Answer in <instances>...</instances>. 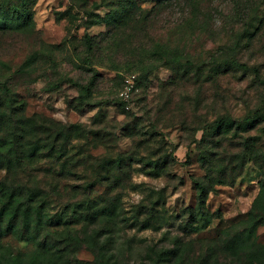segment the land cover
<instances>
[{
    "label": "rangeland",
    "instance_id": "374dc122",
    "mask_svg": "<svg viewBox=\"0 0 264 264\" xmlns=\"http://www.w3.org/2000/svg\"><path fill=\"white\" fill-rule=\"evenodd\" d=\"M8 1L0 0V102L6 85L21 114L33 116L29 145L78 125L62 135L69 159L26 158L16 169L48 213H65L67 230H79L70 245L60 231L56 264H256L264 249V198L253 205L264 184V5L238 0L241 10L224 12V2L198 0L190 10L183 0L153 14L157 0H26L30 17L17 19ZM128 73L137 76L130 110L118 98ZM254 115V127L238 128ZM118 159L120 169L109 163ZM96 173L108 179L88 193ZM196 181L207 187L202 212ZM76 200L107 210L90 222ZM83 229L98 239L83 240Z\"/></svg>",
    "mask_w": 264,
    "mask_h": 264
},
{
    "label": "trees",
    "instance_id": "16d2710c",
    "mask_svg": "<svg viewBox=\"0 0 264 264\" xmlns=\"http://www.w3.org/2000/svg\"><path fill=\"white\" fill-rule=\"evenodd\" d=\"M181 1L183 0H157L150 10L155 14L166 7L172 6L173 3L181 5ZM189 2L190 10H198V0H191ZM220 2L225 3L224 8L219 9L224 10V12L242 9L238 0H233V5L231 6L230 0H219V3ZM7 3L5 10H17L15 14L17 19H29L30 15L28 10L30 9L26 0H18L16 3H12L9 0ZM262 3H264V0H257L254 4L258 7L264 5ZM218 5L219 4L215 3V8H213V10H217ZM87 41L88 48H93L89 39H87ZM3 88L5 89L6 104L0 102V106L7 107H3L6 111H0V169L5 171L4 176L0 179V264H22L24 257H30L29 262L26 264H39L41 260L36 261L39 257H41V259L44 258L43 264H56L53 258L59 256L58 253L61 251L59 247L61 239H58L60 231L62 229V231H68L67 229L72 223V220L68 221L65 213L60 215L48 213L43 199L39 198L41 191L29 185L23 178L18 179L16 169L26 158L37 157L39 159L50 160L51 163H58L69 159V157L66 156L67 143L69 142L68 136L78 125L70 124L63 128L65 130H52L44 136L35 135V138L33 136V143L29 145V139H26L28 130L25 129V125L28 121L35 119H33V116L26 117L22 115V102L18 103V105L15 104L16 100L10 95L9 88L6 87V85H3ZM132 97L130 108L127 110L132 108ZM119 100L122 107L125 109L124 102L120 98ZM257 120V115L248 116L243 118L242 121H239L237 125L240 129H247L254 127L257 124ZM220 124L223 125L224 121L221 120L218 122L217 126L220 127ZM49 130L51 129L49 128ZM63 133H66L68 136L62 137ZM61 137L63 140H61ZM248 154L249 152H243V154L239 156L237 167L243 168L245 157ZM201 159V163L204 166L206 163L205 157H201ZM109 163H113L118 169L122 167L120 159ZM71 175H75V173H71ZM59 176L63 175L59 174ZM104 179H108V176L96 173L94 181L87 184V188L89 189L88 193H91V189L95 185L101 184ZM207 180L208 183H210L211 177L208 176ZM196 184L200 190L198 195L199 209L202 212L207 187L199 181H196ZM263 198L264 184L260 188V193L255 198L253 205L257 207V203ZM74 205H76L78 209L82 206H87L88 211H90L91 208L89 203L84 205L80 200H76ZM106 210V208H103V210L99 209V212H96L97 209L93 212L90 211L91 215L88 216V221L90 220V222H92L96 214L104 213ZM262 210H264V206ZM97 216H100V214ZM72 217L74 216L72 215ZM260 221L261 220H257V222L246 229L247 235L245 236V240H250L252 238V233L257 228V225H260ZM78 231L77 229L73 230V232L68 231L65 239L66 245L79 244L80 237ZM82 235L83 240L92 239L95 241L99 237L98 233L95 234L96 238L93 236L87 237V232L85 230ZM55 239L58 241V244ZM258 257L259 258L255 259L256 264H264V249L260 252Z\"/></svg>",
    "mask_w": 264,
    "mask_h": 264
},
{
    "label": "built area",
    "instance_id": "2783aa9c",
    "mask_svg": "<svg viewBox=\"0 0 264 264\" xmlns=\"http://www.w3.org/2000/svg\"><path fill=\"white\" fill-rule=\"evenodd\" d=\"M136 86V75L128 74L124 76L123 85L118 93L119 98L124 102L125 109L130 108L131 97L134 93Z\"/></svg>",
    "mask_w": 264,
    "mask_h": 264
}]
</instances>
